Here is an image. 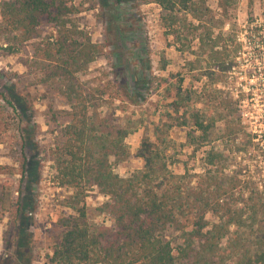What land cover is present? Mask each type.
<instances>
[{
	"label": "trees",
	"instance_id": "obj_1",
	"mask_svg": "<svg viewBox=\"0 0 264 264\" xmlns=\"http://www.w3.org/2000/svg\"><path fill=\"white\" fill-rule=\"evenodd\" d=\"M146 1L160 8L162 28L184 55L189 86L182 68L154 75L143 46L111 78L87 84L79 74L105 46L78 28L72 0H0V37L8 50L36 38L42 23L54 30L34 43V64L40 81L68 106L50 155L56 184L70 190L61 200L70 211L59 219L47 263L264 264V159L249 164L258 150L264 154V134L244 117L253 89L234 92L227 81L229 60L244 52L242 44L221 32L236 0H217L218 17L207 0ZM155 93L150 129L141 112L117 113L153 103ZM142 126L147 130L135 153L142 166L121 176L116 167L129 157L126 138ZM173 127L184 129L183 143L170 137ZM184 150L191 165L177 157ZM25 167L24 160L22 176ZM91 189L102 195L96 210L110 224L88 221L84 200Z\"/></svg>",
	"mask_w": 264,
	"mask_h": 264
},
{
	"label": "rangeland",
	"instance_id": "obj_2",
	"mask_svg": "<svg viewBox=\"0 0 264 264\" xmlns=\"http://www.w3.org/2000/svg\"><path fill=\"white\" fill-rule=\"evenodd\" d=\"M72 2L78 9L72 15L78 28L86 30L94 41L105 46L104 54L79 74L81 81L93 84L111 78L116 67L133 62L131 51L142 46L147 49L154 75L174 73L181 68L183 73L187 72L184 55L177 50L178 44L161 26L160 8L156 4L146 0H121L123 5L118 7L116 0ZM207 3L216 17L220 16L217 0H207ZM128 32L133 33L132 40L129 36L130 39L125 38ZM221 32L226 39L230 36L242 44L244 52L238 53L235 60H229L232 68L227 81L235 87L234 92L253 89V94L244 99L245 109H251L244 117L251 120L254 132L264 134V0H236ZM52 33V27L42 23L37 37L17 45L14 52L8 50L0 37V165L3 167L0 168V264H48L51 245L62 229L59 219L70 211L61 204L70 190L56 184L50 155L67 120L68 106L50 84L40 81L32 53L34 43ZM258 50L259 57L255 58ZM254 64L258 69L255 70ZM191 75L192 72H187L185 83L188 86ZM221 87L228 89L225 84ZM158 95H153V103L131 104L126 106V112L117 113L124 115L135 111L137 117L141 112L144 125L150 129ZM145 130L147 128L142 126L127 136L129 157L116 167L121 176H129L141 168L142 161L135 153ZM170 137L176 144L183 143L184 129L173 127ZM177 153L178 158L192 164L186 150ZM257 153L249 161L251 167L255 160L264 159L261 150ZM24 160L26 167L22 176ZM174 167L180 170V166ZM102 200L96 190L88 191L84 205L89 222L111 223L108 215L97 213L96 208ZM166 233L171 239L178 235L173 229Z\"/></svg>",
	"mask_w": 264,
	"mask_h": 264
},
{
	"label": "built area",
	"instance_id": "obj_3",
	"mask_svg": "<svg viewBox=\"0 0 264 264\" xmlns=\"http://www.w3.org/2000/svg\"><path fill=\"white\" fill-rule=\"evenodd\" d=\"M262 46H263V45H262ZM253 50H255V49H253ZM259 54H260V51L258 50V54H255L254 57H255V58L259 57Z\"/></svg>",
	"mask_w": 264,
	"mask_h": 264
}]
</instances>
